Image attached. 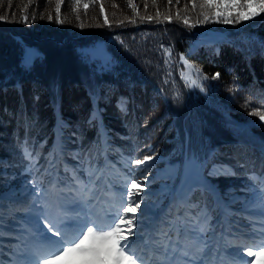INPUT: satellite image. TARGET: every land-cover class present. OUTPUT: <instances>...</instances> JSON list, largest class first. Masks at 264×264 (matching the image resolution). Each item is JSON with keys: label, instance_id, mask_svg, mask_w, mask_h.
<instances>
[{"label": "trees", "instance_id": "16d2710c", "mask_svg": "<svg viewBox=\"0 0 264 264\" xmlns=\"http://www.w3.org/2000/svg\"><path fill=\"white\" fill-rule=\"evenodd\" d=\"M199 2L197 0V4ZM84 4L89 5L87 10ZM132 5L135 9L128 0H80L74 11L73 0H63L57 14V0H0V17L5 18L0 20V164L9 163L17 181L25 178L32 186L35 182L40 190L37 196L34 189L29 199L32 204L14 216L21 222L25 219L27 228H32L37 209L46 205L45 211L51 218L60 202L70 199L58 189L71 183L73 170L85 182H88L83 174L86 169L99 170L97 174H103V179L96 183L101 189L109 185L102 192L104 203L111 195L119 203L126 178L142 180L147 176L145 187L147 183L152 188L167 184L151 183L154 178L150 167L129 163L164 151L156 145L160 134L156 133L152 140L149 136L161 115L150 128L148 124L138 127L134 118L141 116L145 95L138 92L139 99L134 98L128 85L138 80L145 83L148 79L152 82L151 90L158 85L160 72L154 66L157 44L168 45L176 59L183 56L209 77V84L218 81L224 85L226 98H237L239 93L251 99L245 105L264 103L263 48H245L232 40V32L227 38L204 33L206 29H224V25L212 19L195 23L197 18L203 20V16L199 7H192L191 0H179V3L172 0L171 4L169 0H132ZM25 15L29 18L27 23L22 19ZM149 16L152 17L150 21ZM184 17L188 19L187 25L182 23ZM255 21L257 24H250L247 30L264 41V14ZM103 39L108 41L106 48L115 61L113 70L97 68L84 52V48ZM26 48L38 52L28 66L24 63ZM135 73L142 78L125 79ZM215 73H220L219 78L211 79ZM83 99L86 104L81 106ZM57 100H61V106L56 105ZM76 101L80 104L78 111L73 110ZM120 104L124 105V111ZM60 107L61 119L57 122ZM192 107L201 130L202 125L208 129L216 127L211 123L213 117H223V110L215 100L197 99ZM97 108L100 121L89 122ZM18 122L23 128L15 131L13 128ZM231 141L227 138L217 144L220 150L211 156L210 168L204 175L205 185L187 179L181 184L170 182L167 194L171 203H162L163 207L169 204L166 218L171 224L169 232L173 238L177 228L182 232L186 229L189 240H197L199 246H208L206 252H212L214 242L221 241L216 238L219 229L216 223L224 212V218L230 222L229 231L235 227L236 231L253 233L264 228L260 223L264 220L261 215L264 151L255 150L242 139ZM25 142L33 153L32 160L23 155ZM49 150H52L50 154ZM52 153L56 160L49 167L48 157ZM2 179L0 177V181ZM178 183L179 194L171 200ZM190 183L194 189L188 186ZM46 187H50V191L43 194L42 189ZM68 211L70 215H83L79 209L73 212L71 206ZM205 212L209 214L202 222L201 213ZM206 226L215 232L208 230L209 233L206 231L198 236L193 233ZM218 249L221 253V248Z\"/></svg>", "mask_w": 264, "mask_h": 264}, {"label": "rangeland", "instance_id": "374dc122", "mask_svg": "<svg viewBox=\"0 0 264 264\" xmlns=\"http://www.w3.org/2000/svg\"><path fill=\"white\" fill-rule=\"evenodd\" d=\"M257 18L258 16L245 21L240 26L220 22L224 25V29L211 28L204 30V33L227 38L226 35L232 32L234 34L232 40L241 43L245 48L261 47L264 49V41L252 31L247 30L250 24H257L255 23ZM121 31L119 30V32ZM107 42L104 39L94 42L91 46L84 48V52L96 63L97 68L113 70L115 61L106 48ZM29 51L35 54L33 48H26L24 57ZM155 52L157 61L154 62L156 64L154 66L158 67L160 72L158 85L151 90L152 82L150 79L145 83L138 80L132 85L128 84L132 88L129 92L135 95L134 98H138V92L145 95V101L141 103L144 106L141 116L134 118L138 127L148 124L147 128H150L155 119L161 115V118L153 125L149 136L152 140L156 133L160 134L161 138L156 145L164 151L153 156V159L147 161L144 167H150L152 170L151 176L154 179L151 183L157 185L167 184L162 185L160 188L158 186L152 188L147 183L148 185L144 187L143 192L144 202L137 211V215L140 216L144 213L145 206H147L145 232L149 233L157 230L159 232H169L171 224L166 218L167 206L171 203V201L169 202V194H167L169 183L177 181L181 184L182 181L187 179L188 182L193 181L205 185L204 175L207 169L210 168L211 156L220 150V146L217 144L222 142L223 139L229 138L232 140L231 142L234 138L242 139L245 141L244 144L252 145L255 150L264 151V126H262L264 121L260 120L259 115L253 114L254 112L264 114V103L257 102L245 105V102H250L251 99L248 95L239 93L237 98H226L224 85H220L218 81L209 84L197 73L196 69L198 68L185 59H176L172 54V50L166 44H157ZM135 78L142 77L138 73L125 77L130 81ZM130 81L128 82L130 83ZM137 88H140L141 91ZM197 99H204L207 102L215 100L216 105L223 110L222 118L215 116L211 119V123H214L216 127L208 129L202 125L203 130H201L198 119L192 113V105H196ZM85 102L84 100L81 106H84ZM56 105L61 106V100H57ZM79 106L80 104L76 101L73 104V110L77 109L78 111ZM85 109L87 108L85 107ZM149 111L150 113H148ZM186 115L189 117L187 121ZM60 119L61 107L57 115V122ZM191 121H194V123H191ZM15 126L13 128L15 131H20L23 128L19 122ZM5 134H7L6 131ZM9 136L11 137L13 134ZM209 144H211L210 147H208ZM51 152L52 150H49V154ZM55 158L53 153L48 157L49 167L54 165ZM11 166L9 163L0 164V170L2 171L0 177L3 178L0 181V214L4 217L3 221L0 222L7 225V230L0 229V257L2 258L0 262L2 264H17L18 261L23 259L22 253L25 251L44 247L38 236L34 235L36 233L35 227L27 228L25 219L21 222L14 217L17 216V213L24 212L25 206L32 204L29 199L31 193L34 192V188L25 178L17 181L15 171H13L14 168ZM179 183L175 185V192L172 194L171 200L179 194V189H177ZM192 185L193 183H190L188 186L194 189L195 187ZM50 187L43 188V194L48 193ZM166 202H169V204L163 207L162 203L165 204ZM161 207L163 208L161 209ZM208 214V212L201 213L200 220L205 222ZM224 217H226L225 212L220 221L216 223L219 227L218 234H216L218 240H221L222 237L227 239L241 237L248 244H255V241L259 239L258 235H242L251 233L247 230L236 231L237 228L234 227L229 231L230 222ZM18 218L21 219V217ZM65 223L70 224L71 222L65 221ZM205 229L210 230L212 233L215 232L208 226ZM68 230L71 231V227ZM220 243L222 244V240ZM200 247L207 248L208 246L202 245ZM212 247L214 250L212 252L207 251L204 256L205 264H218L220 258L230 257V250L226 252L216 241ZM218 248L222 249L221 254L218 253ZM258 250L253 249V251ZM247 259L252 261V264H264V256L247 257ZM240 264H244V261L241 260Z\"/></svg>", "mask_w": 264, "mask_h": 264}, {"label": "snow or ice", "instance_id": "6c2138e0", "mask_svg": "<svg viewBox=\"0 0 264 264\" xmlns=\"http://www.w3.org/2000/svg\"><path fill=\"white\" fill-rule=\"evenodd\" d=\"M171 2L172 0H169V4ZM62 3L63 0H57L55 9L57 14L60 13ZM79 4L80 0H73L74 11ZM128 4L135 9L132 0H128ZM191 4L193 8L201 9L200 15L203 16V20L197 18L195 21L197 24L207 22L209 19L225 24H237L264 14V0H200L199 4L197 0H191ZM83 7L87 10L89 5L84 4ZM187 7L188 5L185 4V9ZM100 9L101 12L104 11L103 4L100 5ZM3 19L5 18L0 17V20ZM22 19L27 23L29 18L25 15ZM48 19L51 20L52 16L49 15ZM147 19L150 21L152 17L149 16ZM104 20L105 23L108 22L107 15L104 16ZM59 22L64 21L59 20ZM182 23L187 25L188 19L182 18ZM33 58L34 53L29 51L24 57L25 65H30ZM196 71L202 79H209L201 70L196 69ZM219 76L220 73H215L211 79H217ZM119 107L121 111L125 110L123 104ZM99 113L98 108L94 109L89 122L100 121ZM253 114L259 115L260 120L264 121V114L258 112ZM23 155L26 159H33V153L29 151L27 142H25ZM152 159L151 156H144L142 160H131L129 163L144 166ZM65 171L67 172V169ZM98 171L84 170L83 174L88 178V182H85L73 170L70 175L71 183L64 189H58L66 193L70 199H63L56 214L51 218L45 211L46 205L35 211L33 226L36 233L34 235L38 236L44 245L43 253L36 250L25 251L22 253L23 259L17 264H205V248L200 247L197 240H189L186 229L182 232L180 228H177L175 238L170 232L158 230L151 233L145 232L147 206L140 216L137 215V211L144 202V181H147V176H144L142 180L126 178L119 203H116L114 195H111L107 203H104L102 192L107 190L109 185L105 184L103 189L97 186L96 182L103 179V174L98 175ZM261 183L264 184V179ZM33 188L39 196L40 190L35 182H33ZM261 200L264 201V191H261ZM69 206L73 212L79 209L83 215L79 213L70 215ZM261 215L264 216V203L261 206ZM3 219V215L0 214V221ZM65 221L71 223L67 224ZM260 223L264 224V220ZM69 227L71 231L68 230ZM0 229L7 230V225L0 222ZM206 231L207 229L199 228L193 230V233L198 236ZM242 235H258L259 240L255 244H248L241 237L237 239L222 237V244L219 241L217 244L226 252L230 250V257L220 258L218 264H240L241 260L244 264H252L247 257L264 256V228ZM254 248L259 250L253 251Z\"/></svg>", "mask_w": 264, "mask_h": 264}, {"label": "bare ground", "instance_id": "6f19581e", "mask_svg": "<svg viewBox=\"0 0 264 264\" xmlns=\"http://www.w3.org/2000/svg\"><path fill=\"white\" fill-rule=\"evenodd\" d=\"M18 245V244H17ZM34 250H36V251H38V252H41V253H43V250H44V247H42V248H40V249H34ZM0 260H2V258L0 257Z\"/></svg>", "mask_w": 264, "mask_h": 264}, {"label": "built area", "instance_id": "2783aa9c", "mask_svg": "<svg viewBox=\"0 0 264 264\" xmlns=\"http://www.w3.org/2000/svg\"><path fill=\"white\" fill-rule=\"evenodd\" d=\"M35 53H37V51L35 50Z\"/></svg>", "mask_w": 264, "mask_h": 264}]
</instances>
